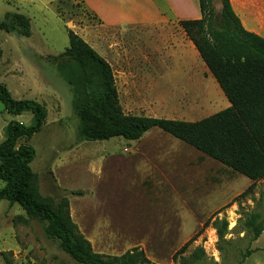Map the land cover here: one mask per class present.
<instances>
[{"label": "rangeland", "instance_id": "374dc122", "mask_svg": "<svg viewBox=\"0 0 264 264\" xmlns=\"http://www.w3.org/2000/svg\"><path fill=\"white\" fill-rule=\"evenodd\" d=\"M18 1L0 0V20L19 8L32 17L31 34L0 30V83L14 99L35 100L46 110L43 126L27 141L40 199L55 205L65 195L71 219L98 253L137 247L154 264H179L201 247L204 255L193 264H238L250 249L241 264H264V230L252 240L243 225L250 212L264 221V178L251 180L155 127L136 141L79 140L70 88L46 57L68 46L66 27L90 31L96 20L78 0L43 10L23 9ZM213 2L218 11L219 0ZM190 78L114 77L127 114L196 121L229 106L212 75L205 92ZM11 120L29 125L33 116L8 113L0 101V142ZM213 221H226L223 238ZM46 226L18 203L0 200V264H79Z\"/></svg>", "mask_w": 264, "mask_h": 264}, {"label": "trees", "instance_id": "16d2710c", "mask_svg": "<svg viewBox=\"0 0 264 264\" xmlns=\"http://www.w3.org/2000/svg\"><path fill=\"white\" fill-rule=\"evenodd\" d=\"M198 6L200 18L179 24L229 102L228 107L199 120L124 113L110 64L70 28L66 27L68 46L46 58L70 88L79 140H138L155 127L251 180L264 178V38L242 26L229 0H219L218 11L213 0H198ZM0 30L27 37L31 20L21 12L6 11ZM0 101L8 113L29 111L33 116L29 125L11 120L5 126L0 142V200L18 203L27 216L45 220L47 234L59 239L63 251L79 264H154L137 247L120 255L93 251L71 219L65 195L55 205L40 199L30 168L35 151L27 141L43 126L46 110L35 100L14 99L2 83ZM69 193L82 195L81 190ZM212 225L223 238L226 221ZM243 225L252 240L264 230L258 212L248 213ZM250 253L246 249L238 264ZM203 255L199 247L181 257L179 264H193Z\"/></svg>", "mask_w": 264, "mask_h": 264}, {"label": "crops", "instance_id": "0c3cea01", "mask_svg": "<svg viewBox=\"0 0 264 264\" xmlns=\"http://www.w3.org/2000/svg\"><path fill=\"white\" fill-rule=\"evenodd\" d=\"M55 1L58 0H19L17 5L27 9L29 4H34L43 10ZM78 1L96 24L90 31L81 27L75 31L88 37L90 46L110 64L114 77L123 76L126 80L134 75H185L193 77L191 83L200 84L202 92L206 91V79L213 84L211 73L179 24L181 20L200 18L198 0ZM229 1L242 26L264 38V0ZM17 9L32 21L29 14Z\"/></svg>", "mask_w": 264, "mask_h": 264}]
</instances>
